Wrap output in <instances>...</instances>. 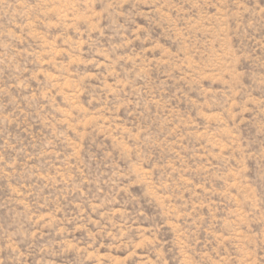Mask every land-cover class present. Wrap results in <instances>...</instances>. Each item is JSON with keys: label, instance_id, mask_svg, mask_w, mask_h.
Masks as SVG:
<instances>
[{"label": "rangeland", "instance_id": "374dc122", "mask_svg": "<svg viewBox=\"0 0 264 264\" xmlns=\"http://www.w3.org/2000/svg\"><path fill=\"white\" fill-rule=\"evenodd\" d=\"M0 264H264V0H0Z\"/></svg>", "mask_w": 264, "mask_h": 264}]
</instances>
